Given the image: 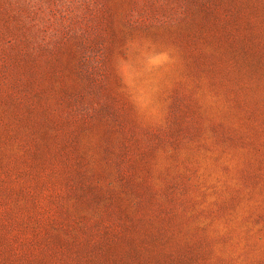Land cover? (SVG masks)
Wrapping results in <instances>:
<instances>
[{
    "label": "rangeland",
    "instance_id": "374dc122",
    "mask_svg": "<svg viewBox=\"0 0 264 264\" xmlns=\"http://www.w3.org/2000/svg\"><path fill=\"white\" fill-rule=\"evenodd\" d=\"M0 264H264V0H0Z\"/></svg>",
    "mask_w": 264,
    "mask_h": 264
}]
</instances>
